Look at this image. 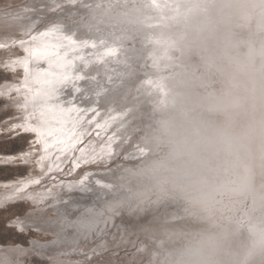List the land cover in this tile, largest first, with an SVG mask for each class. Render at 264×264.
<instances>
[{
    "label": "bare ground",
    "instance_id": "1",
    "mask_svg": "<svg viewBox=\"0 0 264 264\" xmlns=\"http://www.w3.org/2000/svg\"><path fill=\"white\" fill-rule=\"evenodd\" d=\"M38 1L41 4L37 3ZM44 1L29 0L14 9L0 7V30L4 31L0 42L10 44L11 39H27L24 36L25 31L30 30L31 34H36L53 24L74 34L75 39L82 42V46L74 54L82 58L76 60L75 68L79 66V62L83 63L81 69L75 71L76 75L81 77L75 81V86L80 89L76 104L80 106L82 114L72 113L69 116L67 113L64 115L55 113L49 117L54 125L62 120L76 122L75 131L79 136V142L74 141V146L70 148L63 145L53 147L41 163H38V160L39 155L43 153L39 151V146L36 151L27 154L0 156V163L23 159L25 162L34 161L38 169V172L25 179L0 182V206L20 199L31 202L35 208L25 218H19L25 224L24 230L32 228L44 235L54 236L53 240L48 242L33 239L30 247L0 244V264H12L16 259L23 261L27 256L34 255L49 259L50 264H118L119 262L112 260L115 256H111L112 259L109 256L94 257L115 246L120 228L124 224L118 225L119 221L128 219L130 227L135 228V220L141 217L146 218L145 221H150V224L143 228L139 226L131 232L122 229L125 232L124 242H128V245L134 244L136 236L144 235L143 238L149 239L139 244L140 251L137 256L132 257L134 263L131 264H137V261L147 256L144 259L146 264H172L175 251L191 233L202 231L199 230L201 226L207 231L224 232L227 252L234 264H264V246H254L252 243V232L264 229L262 189L264 161L248 156L219 176L209 173L208 180L211 185H220L222 181L224 182L220 188L222 195L225 193L228 199L237 198L236 204L233 200L230 201L234 205L232 208L230 205L227 208L226 203L216 202L220 201L221 197L218 195L220 191L211 199L193 202L182 190L170 184L156 186L146 180L140 172L144 162L154 156L151 133L161 110L172 103L178 81L185 78L195 81L203 71L199 57L195 54H185L178 45L183 36L182 22L187 16L185 0H132L133 3L124 10V13L135 8H138V12L135 11L131 16H122L118 20L125 22L112 28L110 25H104L105 22L100 23L102 17L92 13L91 18L95 22L89 21L87 24L90 26L86 25L87 30L90 27L94 29L90 35L74 24H66L63 20L57 19L56 16L47 20L51 22L40 30L39 25L46 21L42 16L46 12L41 10L48 5ZM69 1L71 4L68 9L76 10L77 16L79 8L89 3V0ZM127 1L130 0H123L120 5ZM60 2L61 0L55 2L49 8L59 6ZM114 5V1H109L105 7L112 8ZM134 15L136 17L132 19ZM126 20H129L127 24ZM104 28L115 35L110 39L109 36L95 38L97 36L95 33L100 30L102 33ZM130 29L131 31L126 33V30ZM17 33L18 35L21 33L23 37L20 38ZM130 35L137 36L133 43L136 45L134 49L128 42L131 39ZM112 39H120L121 42L107 44ZM89 44H95V47L87 46ZM139 50L142 61L140 59L132 61V55ZM8 57L15 59L23 56ZM93 61H97V64H92ZM137 62L141 64L138 71L140 69L146 76L140 79L143 84L135 82L132 85L131 78L122 77L134 70ZM99 64H103V68L107 69L105 73L108 78H101L98 73L92 74L93 78H90V74L84 73V70L95 68ZM129 64L134 65L128 69ZM15 79L17 80V77ZM19 79V82L6 83L0 90L5 91L7 96V88L19 84L22 78ZM90 85L97 86V89L95 91L89 89ZM72 86L66 85L60 91L58 96L60 102H67L68 88ZM126 91V94H122ZM194 91L198 92L201 89L195 88ZM119 92L121 99L131 100L133 97L136 99L131 105L121 106L119 102L111 109L98 103L107 96ZM10 100H13L17 111L21 113L19 123H23L25 113L17 107V104L24 103L22 96L16 94L10 97ZM124 107L126 109L131 107L130 112L126 114L123 111ZM93 108L94 113L83 111ZM68 127H71V124ZM139 137L142 138L141 141H138ZM84 140H87L88 144L85 143L84 149H81ZM131 152L134 153L131 155ZM121 155L124 156L123 161L117 159ZM115 160L117 164L122 163V167L116 169L117 171L110 169L106 172L108 169L105 166ZM252 173L256 177L254 180L250 176ZM85 176L88 179L81 184L80 181ZM37 179L38 184L29 183ZM89 197L97 198L106 207L85 208L82 200ZM122 200L123 203L120 202ZM108 206L115 209L110 210ZM229 208L234 211L227 212ZM71 209L84 211L74 220L73 216L69 215ZM172 209L176 210L174 215L169 214ZM52 213H55V216ZM17 220L14 223L18 226ZM182 224L185 226H181ZM198 224L201 226L197 229L194 225ZM153 232L159 234L150 235ZM153 238L155 243L150 242ZM94 248L96 252L92 251ZM113 252L115 254V251ZM90 257L92 260L88 259Z\"/></svg>",
    "mask_w": 264,
    "mask_h": 264
},
{
    "label": "clouds",
    "instance_id": "2",
    "mask_svg": "<svg viewBox=\"0 0 264 264\" xmlns=\"http://www.w3.org/2000/svg\"><path fill=\"white\" fill-rule=\"evenodd\" d=\"M185 6L178 45L199 57L203 71L195 81H178L151 133L154 156L140 172L198 202L223 186L211 185L209 173L219 176L248 156L264 161V0H185ZM252 236L254 246H264V229ZM172 264L234 261L224 232L202 230L185 239Z\"/></svg>",
    "mask_w": 264,
    "mask_h": 264
},
{
    "label": "rangeland",
    "instance_id": "3",
    "mask_svg": "<svg viewBox=\"0 0 264 264\" xmlns=\"http://www.w3.org/2000/svg\"><path fill=\"white\" fill-rule=\"evenodd\" d=\"M28 1L29 0H0V7H3V8L10 7L12 9L17 8V7L19 8ZM58 1H60V0H45L44 1L45 3H48V5L44 6V8H42V9L41 8L40 9L46 12L45 15H42L46 21L44 23H41V25H39L40 30L44 26H46L49 22H51V21H47V20H50L51 17L56 16L57 19L63 20L66 24H74V25L78 26L81 31L84 30V31L88 32V35H90V34H93L94 29H93V27H90V29L87 30L86 25H88L87 23L89 21L95 22L91 18L92 13L93 14L96 13L98 16L102 17V19L100 20V23L105 22L104 25H110L111 26L110 28H112V26H114V25L118 26V25L123 24L125 22V20H118V19L122 18V16H124V15L131 16V14L134 13L135 11L138 12V8L137 9L135 8V9H130L128 12L124 13V10H126L127 7L131 3H133L132 0L127 1L122 5H120V3L123 2V0H109L110 2H112V1L115 2V5L112 8L107 7V6L105 7V5H107V3L109 1H106V0H89V3L87 5H83L79 8L80 9L79 15L77 16L76 10L72 11L71 9H68L70 4H71L69 0H61L59 6H57L55 8H49V6H51L52 4L54 5L55 2H58ZM37 3L41 4L39 1ZM97 5H99V7H96ZM58 10H59V12H58ZM75 15H76V17H75ZM182 15L183 14H181V16ZM87 17H88V19H86ZM135 17H136V15L132 16L131 18L133 19ZM131 18H129V19H131ZM128 21L129 20H126V24L128 23ZM129 25H131V24H129ZM88 26H90V25H88ZM105 29H107V28H104V30H102V33H100L101 30L97 31L95 33L97 35L95 38H100L102 36H109V39H110L115 35V33H111L110 31H105ZM119 30H122V28H119ZM129 31H131V29L126 30V33L127 32L129 33ZM0 34H1L0 37H2V34H4V31L0 30ZM18 34L19 33H17V35ZM18 36H20V38L23 37V36H21V33ZM136 38H137V36L135 35V36H131V39H129V40L126 39L131 44L133 49L136 47V45L133 44L134 41L136 40ZM119 42H121L120 39H112V40H110V42H107V44L108 43L114 44V43H119ZM9 47H6L4 50L0 49L1 50L0 51V57H1L0 61H2V62H0V87H2V88L4 87V85L6 83L19 82L18 81V80H20L19 78H23L22 70L17 69L16 71L13 72V71H10L4 67L5 63L9 59L8 56H10V58H12V56L15 57L18 55H22V56L25 55L23 50L20 47L15 46V45H10ZM7 49L9 51H6ZM4 51H5V53H4ZM6 52L8 55L6 54ZM140 52H141L140 50L138 52L136 51L135 54L132 55L133 57L131 58V60L134 61L136 59L138 61V59H140V61H142ZM2 53H4V54H2ZM9 60H12V59H9ZM1 63H4V65H2ZM92 64H94V65L97 64V61H93ZM102 65L103 64H99L95 68L90 67V68L84 70V73L86 72V73L90 74V78H93L92 74H95V73L96 74L98 73L99 77H101V78H108L106 73H105V71H107V69L103 68ZM133 65L129 64L128 69H129V67H131ZM140 65L141 64H139L137 62V64L134 65V67H135L134 70H131L129 73L127 72L128 75L125 77H122V78L123 79L131 78V84L132 85L135 82H137V84H143L140 79L145 78L146 74L143 73L142 71H140V69L138 71V67H141ZM82 66H83V63L81 61V62H79V66H77V68H75L74 71L81 69ZM117 76H118V78H120L119 75H117ZM16 77H17V80L15 79ZM89 89L95 91L97 89V86L90 85ZM120 92H121V90H120ZM119 93H115L114 95L113 94L109 95L103 101H101V102L99 101L98 103L102 106H108L107 108L111 109L114 105L116 106L119 102H120L119 104H121V106L131 105V102L135 101V99H136V97H133L131 100L121 99V93L120 94ZM126 93H127V91L122 93V94H126ZM14 95H16V93L12 92L10 94V97H13ZM95 96H96V94H95ZM10 97H9V99L0 97V156L21 155L23 153L27 154L30 151H36L38 145H36V146L34 145L35 144L34 143V141H35L34 134H32L30 132H24L19 127H14V125H17V126H18V124L20 125L19 120L21 118V113L19 111H17V108L14 105L13 100H10ZM91 98H92V96H91ZM83 99H85V98H83ZM130 110H131V107H128L127 109L125 108L123 111L127 114L130 112ZM137 132H138V130H137ZM90 136L88 138H90ZM141 140H142V138L139 137L138 141H141ZM85 143L88 144V141L84 140L81 143V149H84V147L86 145ZM135 147H137V145ZM133 153L134 152H131V155ZM117 159L123 161L124 156L121 155ZM253 159H256V158L253 157ZM35 165L36 164L34 161L33 162L32 161L25 162L23 159L22 160L19 159V160L14 161V162L0 163V182H9V181H14V180L18 181L20 179H25V178L29 177L32 173L38 172V169L36 168ZM107 166H105L108 169L106 172H109L110 169L117 171L116 169H118V168L120 169L122 167V163L117 164V160H115V161H112L111 163H109ZM136 167H138V166H136ZM35 168H36V170H35ZM95 173H97V172H95ZM98 174H100V173H98ZM259 175H261V174H259ZM250 176H251L252 180H254V178H256L253 173L250 174ZM262 180L264 182V177L262 178ZM247 184H250V183H247ZM262 189H264V187ZM248 190H249V188H248ZM246 192H248V191H246ZM218 195L221 198H220V201L217 200L216 202H220V204L226 203L227 208H228V205H230L231 208L234 207V205H232V202H230L233 199H228L225 196L226 195L225 193L222 195L221 191ZM143 199H145V198H143ZM209 199H211V197ZM83 200H82V203L84 204L85 208H87V207L89 208L90 206L91 207L92 206L93 207H100V208L106 207V205L103 202H99V200L95 197L84 198ZM112 200H113V197H112ZM236 200H237V198H235L233 200L235 204L238 202ZM242 201H243V199H242ZM245 201H246V199H244V202ZM120 202L123 203V200ZM72 203H74V202H72ZM114 203H111V204L114 205ZM111 204H109V205H111ZM33 206L34 205L31 202L23 200V199L22 200L20 199L17 202H13V203L5 205V206H0V244L8 245V246H10V245L11 246L12 245H23V246H29L30 247L33 239H38V240L44 241V242H48V241L53 240V237H54L53 235H51V234H47V235L45 234L44 235V233L37 231L35 229H32V228H30L28 231L24 230L22 233L18 231V226L14 222L19 218H25L26 216H28V214H30L29 212L35 208V206L34 207ZM109 209L114 210L115 208L109 207ZM79 211H77L76 209L75 210L71 209L69 212L70 213L69 215L73 216V219L75 220L76 218H78V216L80 214L83 213L84 209H80ZM175 211H176L175 209H172L169 214H173ZM231 211L233 212L234 209L229 208L227 210V212H231ZM52 215L55 216V213H52ZM145 216L148 217L149 215H145ZM145 219L146 218L143 219L142 217H141V219L137 218L135 220V226H136L135 228H137L139 226L141 228L148 226L150 224V221H145ZM140 221H141V224H140ZM137 222L139 225L137 224ZM122 223H124V224H122ZM129 223H130V220H128V219H123L122 221H119L118 225L122 224V226H123V227L121 226L122 228H120L121 231L119 234V239H120V236L122 238L120 240L118 239V241H117L118 243L116 242L115 246L111 247V249H108L107 251H105V253L99 254L94 258H97L99 256L100 257L101 256H106V257L109 256L112 259L111 256H113V257L115 256L112 259V260H114L113 262H116V263L126 262L125 264L134 263V259L132 257L137 256L136 254L140 251L139 250L140 249L139 244L146 242L149 239L147 237L143 238L144 235L143 236L141 235V236H136L133 245H128V242H124V239H125V237H124V234H125L124 231L125 230L124 229H127L128 232H131V231H133V229H135V228L130 227ZM181 226H185V224H182ZM186 226H188V225L186 224ZM194 226H196L195 228L198 229V227L200 228L201 225L198 224V225H194ZM122 229L124 231H122ZM199 230H207V229L206 228L203 229V227L201 226V228ZM114 233H116V232H114ZM152 234L158 235L159 233L153 232L150 235H152ZM111 240L113 241L114 239H111ZM150 242L155 243L154 238L151 239ZM92 251L96 252V248L92 249ZM113 251H115V254H113L114 253ZM147 257H144L143 260L141 259V260L137 261L136 263L137 264H146L147 262L144 261V259H146ZM85 259H87V258H85ZM85 259H83V261H86ZM88 259L92 260V257H90ZM120 259H122V260H120ZM149 259H151V257H149ZM23 263L24 264H50V260L47 258L43 259L41 257H37L34 255L33 257L27 256L23 261H19L18 259H16L15 262L12 264H23Z\"/></svg>",
    "mask_w": 264,
    "mask_h": 264
},
{
    "label": "snow or ice",
    "instance_id": "4",
    "mask_svg": "<svg viewBox=\"0 0 264 264\" xmlns=\"http://www.w3.org/2000/svg\"><path fill=\"white\" fill-rule=\"evenodd\" d=\"M24 36L27 39H11L10 44L0 42V49L15 45L25 54L5 63L4 67L10 71L22 70L23 78L19 84L7 88V96L5 91L0 90V97L8 98L12 92L22 96L24 103L17 104V107L25 113L23 123L14 127L34 134V143L43 153L39 155L38 163H41L53 147L63 145L70 148L74 146V141L79 142V136L75 131L76 122L62 120L54 125L49 117L55 113L60 115L67 113L69 116L72 113L82 114L80 106L76 104L80 89L75 86V81L81 77L74 71L76 60L82 59L74 55L82 46V42L77 41L74 34L66 32L56 24L36 34H31V31L27 30ZM87 46L95 47V44ZM66 85L73 86L68 88L67 102H60L59 93ZM83 111L94 113L95 109ZM69 124L71 127H68ZM86 179L87 176L83 177L80 183L83 184ZM29 183L38 184L39 180ZM17 223L18 231L22 233L25 224L19 219Z\"/></svg>",
    "mask_w": 264,
    "mask_h": 264
}]
</instances>
